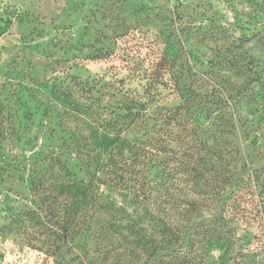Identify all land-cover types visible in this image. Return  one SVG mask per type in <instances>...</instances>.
I'll return each mask as SVG.
<instances>
[{"label":"rangeland","instance_id":"1","mask_svg":"<svg viewBox=\"0 0 264 264\" xmlns=\"http://www.w3.org/2000/svg\"><path fill=\"white\" fill-rule=\"evenodd\" d=\"M262 39L264 0H0V264L112 261L103 257L104 247L99 253L91 247L90 262L81 247L64 240V208L76 188L68 185L87 181L86 169L95 172L97 160L104 163L118 153L117 160L128 167L121 174L131 196L132 187L143 181L141 162L157 155L158 121H149L152 132L131 131L115 143L102 123L124 113L118 107L127 96H145L153 106H178L177 88L188 95L196 86L212 108L216 101L219 105L213 116H219L214 121L222 125V141L209 138L206 145L222 150L219 166L234 177L221 194L225 202L216 201L211 190L198 195L197 188L188 196L186 215L172 217L179 226L186 219L195 226L222 214L232 240L222 264H264V72L254 81L252 73L239 74L224 60L241 56L252 62V70L258 60L264 68ZM194 70L202 80L194 82ZM81 104L99 114H74ZM195 123L186 117L164 124L169 146L176 151L200 147L199 137L187 132ZM134 139L144 151L138 165L133 151L140 145L131 149ZM248 169H255L258 182ZM154 171L150 167V174ZM145 179L158 184V175ZM147 202L158 217L157 205ZM93 212L76 215L74 229L84 227ZM135 212L141 216L144 210ZM193 238L205 258L204 241ZM139 254L131 253L123 264H148L146 254Z\"/></svg>","mask_w":264,"mask_h":264},{"label":"trees","instance_id":"2","mask_svg":"<svg viewBox=\"0 0 264 264\" xmlns=\"http://www.w3.org/2000/svg\"><path fill=\"white\" fill-rule=\"evenodd\" d=\"M258 43L264 48V39L259 40ZM224 60L230 69H234L239 74L252 73L255 76L254 81L258 82L263 79L264 68L260 65L261 60L255 62L253 70L252 62L244 57H225ZM192 74L195 76L194 82H198L200 78L203 79L202 74L197 70H194ZM182 90L177 88V95L181 99L178 106H153L145 96H127L124 104L118 107L124 110V113L114 114L112 119L104 120L102 126L100 125L102 129L107 130L106 132L113 133L111 143H115L121 134L131 131L139 132V129L144 133L149 132L154 126V124L150 126L149 121L156 120L158 121V142L155 145L157 151L155 158L149 160L147 164L141 162L139 172L145 173L141 178L143 181H140L138 188L132 187L131 196L124 191L127 187L124 183L126 179L121 174L122 171L126 172L128 167L125 168L124 166L127 165H123L117 160L115 156H120L118 153L115 156L112 155L104 163H101V159L97 160L95 172L91 171L90 173L86 169L84 172L88 178L87 181L80 179L68 185V187L75 186L76 188L70 202L67 201L65 204L64 225L61 231L64 240L81 247L83 257L90 262L94 257L88 254V249L92 247L95 252L99 253L104 247L102 249L108 255L104 254L103 257L105 260L112 259L106 264H123L126 257L131 256V253L133 254L135 251L146 254L148 264H222L223 257L231 248L232 240L226 218L222 214H215L212 219L207 220L208 222L195 223V226L191 222L188 223L187 219L185 220L186 224L179 226L180 224L175 222L172 217L175 212L182 217L186 215L192 203L188 196L194 193L197 188L199 189L198 195L205 196L207 191L211 190V193L217 197L216 201L225 202L226 199H222L221 194H224L226 186L231 184L234 177L233 173L229 175L227 168L219 166L224 160L222 150L206 145L209 138L215 142L222 141L220 134L222 125L218 121H214L218 120L216 118L219 116H213V114H217V112L214 113V108L219 106L217 101L214 103L215 107L212 108L213 102L211 103L208 95L200 91L197 86L191 88L188 95L184 94ZM242 93L243 91L239 92V95L241 96ZM73 105L78 106L77 102H74ZM73 110L74 114L83 117L90 113H97L92 111V107L87 104H81V107ZM186 117L187 120L196 122L195 127L187 129V132L193 131L195 140L199 137V145H197L200 147L193 150L186 147L176 151L166 142L167 134L163 131V125L168 124L171 120L184 122ZM201 118L207 120L208 125L201 127L202 123L199 121ZM197 130L202 133V136L197 134L199 133ZM130 141L131 149L135 145H140V148H135L136 151L132 150L134 164L138 165L141 161L138 156H144V151L143 153L140 151L143 146L135 139ZM150 167L155 169L153 174H150ZM97 173L101 176H98ZM157 175L158 184L156 186L148 185L145 178L152 180ZM247 175L256 177L254 182H258L255 169H248ZM117 180L123 181V183L120 181V185L122 184L124 187L119 188ZM100 185L106 186V189L103 190ZM115 192H118L119 200L116 199ZM152 192L158 194L153 196ZM180 195L185 198L182 205H179ZM140 196L145 201L140 199ZM149 200L157 205L158 217H154L156 216L155 209L149 208L147 205ZM201 201H204L203 197ZM137 207L144 210L141 216H137L138 214L135 212ZM129 208H132V212L129 211ZM90 209H94L95 215L90 214L91 216L88 217L96 218L95 221L91 222L88 219L89 221L84 227L74 229L79 222L75 220V216L84 217ZM143 217L151 222L150 225L149 222L144 226L141 225L140 220ZM192 230L195 235L191 232ZM194 236L204 241L201 247L204 249L202 252L205 254V258L202 257V253L196 251ZM119 248L127 251L128 255L123 252L118 253ZM213 250H219L220 253L213 256L211 255Z\"/></svg>","mask_w":264,"mask_h":264}]
</instances>
